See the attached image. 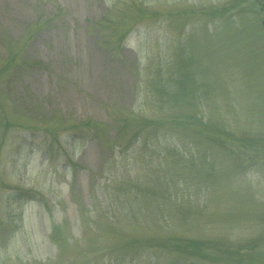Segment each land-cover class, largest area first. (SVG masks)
<instances>
[{
	"label": "rangeland",
	"instance_id": "rangeland-1",
	"mask_svg": "<svg viewBox=\"0 0 264 264\" xmlns=\"http://www.w3.org/2000/svg\"><path fill=\"white\" fill-rule=\"evenodd\" d=\"M0 264H264V0H0Z\"/></svg>",
	"mask_w": 264,
	"mask_h": 264
},
{
	"label": "trees",
	"instance_id": "trees-1",
	"mask_svg": "<svg viewBox=\"0 0 264 264\" xmlns=\"http://www.w3.org/2000/svg\"><path fill=\"white\" fill-rule=\"evenodd\" d=\"M40 65H42V61H40V60H37V59H35L34 61H32V66L33 67H38V66H40ZM82 124H86V123H82ZM91 127V126H90ZM93 127V126H92Z\"/></svg>",
	"mask_w": 264,
	"mask_h": 264
}]
</instances>
